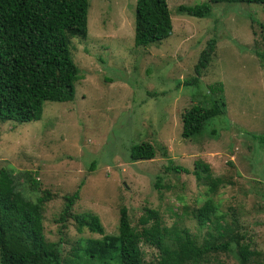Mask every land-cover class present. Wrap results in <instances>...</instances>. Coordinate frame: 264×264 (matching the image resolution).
<instances>
[{"label":"rangeland","instance_id":"rangeland-1","mask_svg":"<svg viewBox=\"0 0 264 264\" xmlns=\"http://www.w3.org/2000/svg\"><path fill=\"white\" fill-rule=\"evenodd\" d=\"M166 2L171 38L159 47H135L136 0H88L87 35L75 37L70 50L81 77L74 100L45 102L39 121L0 122V169L15 173L18 190L30 200L48 197L42 212L45 240L58 244L61 258H74L80 240L103 239L86 229L79 233L72 218L60 221L65 198L75 192L79 197L71 213L98 216L105 236L117 234L121 208L134 228L149 209L159 215L161 230L171 231L165 236L167 245L171 247L174 230L187 232L200 245L207 229L198 226L195 214L206 188L192 174L167 168L191 172L201 160L211 166L213 176L225 180L213 197L225 214L220 225L236 224L259 256L249 264H264V152L242 135V130L264 133V65L254 52L264 54V8L219 3L208 17L194 18L177 14V6L207 0ZM180 16L186 19L179 21ZM215 36L214 55L198 83L177 88V82L195 76L194 66ZM105 77L115 81L107 83ZM163 91L168 93L161 96ZM199 95L222 97L225 115L207 123V129L216 128L217 137L205 129L183 140L181 116L192 107V97L202 102ZM143 142L166 148L169 159L157 153L151 160L128 161L130 147ZM232 245V252H217L212 264H239ZM135 248L129 252L132 264H158L165 256L144 239ZM81 254L76 264L86 260Z\"/></svg>","mask_w":264,"mask_h":264},{"label":"trees","instance_id":"trees-1","mask_svg":"<svg viewBox=\"0 0 264 264\" xmlns=\"http://www.w3.org/2000/svg\"><path fill=\"white\" fill-rule=\"evenodd\" d=\"M219 3H253L264 8V0H207L194 6L179 5L176 12L189 17L205 18L210 15L212 6ZM88 7V0H0V122L39 121L45 102L67 103L74 100L75 83L81 77L71 58V43L75 37L85 38L87 35ZM183 18L185 17L180 16L179 21ZM172 30L166 0H136L133 36L135 47H159L171 38ZM216 43V36L208 41L194 66L195 76L177 82V88L198 83L202 71L207 68L214 55ZM254 52L264 65V54ZM123 79L125 78L120 77L118 80ZM104 81L110 83L115 79L105 77ZM165 93L168 92H161V96L166 95ZM199 96L202 102L195 103L192 97V107L181 116L183 140L198 137L205 129L217 137L216 128L207 129L206 126L209 121L225 115L224 99ZM242 133L245 139L257 144L264 152V133H244L243 130ZM157 153L162 158L169 159L166 148L157 150L151 144L143 142L130 147L128 161L135 163L151 160ZM94 166L95 163L92 162L89 171ZM167 169L175 173L192 174L197 185L206 188V196L195 214L198 226L207 229L206 237L200 245H196L195 239L187 232L174 230L171 248L164 242L165 236L171 231L167 228L161 230L159 215L149 209H145L144 216L140 218L138 229L131 226L126 208H121L117 234L105 236L98 216L88 212L71 213V208L79 197V193L75 192L65 198L60 221L72 218L79 233L86 229L103 239L80 240L78 246L81 248L74 252V258H61L58 244L46 242L43 233V204L48 197L30 200L18 190L15 173L1 168L0 264H76L82 259L78 257L79 251L86 258L83 264H105L109 261L132 264L130 248L137 251L135 245L141 239L158 247L165 255L158 264H212L217 252H232V244L238 249L239 264H249L252 257L256 261L258 254L249 249L251 239L241 234L236 224L234 228L220 225L219 219L224 218L225 214H220V205L214 202L213 197L218 188L225 185V180L213 176L211 166L201 160L194 162L191 172L181 166L171 165ZM30 182L35 188L36 182ZM156 187L159 188V185ZM151 219L153 221L150 224Z\"/></svg>","mask_w":264,"mask_h":264}]
</instances>
